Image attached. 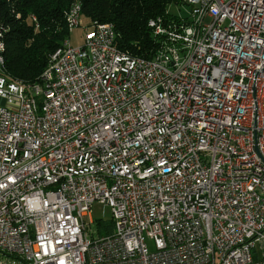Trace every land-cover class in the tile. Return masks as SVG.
<instances>
[{
	"label": "built area",
	"instance_id": "built-area-1",
	"mask_svg": "<svg viewBox=\"0 0 264 264\" xmlns=\"http://www.w3.org/2000/svg\"><path fill=\"white\" fill-rule=\"evenodd\" d=\"M183 1L152 57L91 21L35 82L4 73L0 21V264H264V0Z\"/></svg>",
	"mask_w": 264,
	"mask_h": 264
},
{
	"label": "trees",
	"instance_id": "trees-1",
	"mask_svg": "<svg viewBox=\"0 0 264 264\" xmlns=\"http://www.w3.org/2000/svg\"><path fill=\"white\" fill-rule=\"evenodd\" d=\"M75 1L0 0V21L8 27L4 33L6 76L25 82L39 79L50 54L70 34L67 12ZM173 2L184 3L183 0H81L82 16L112 23L117 32L115 44L120 50L152 57L161 39L149 26V20L159 16L177 18L168 11ZM96 234L100 235L98 231Z\"/></svg>",
	"mask_w": 264,
	"mask_h": 264
},
{
	"label": "rangeland",
	"instance_id": "rangeland-1",
	"mask_svg": "<svg viewBox=\"0 0 264 264\" xmlns=\"http://www.w3.org/2000/svg\"><path fill=\"white\" fill-rule=\"evenodd\" d=\"M168 11L175 17H182V18L191 17V6L189 4L173 2L168 5ZM90 22L91 20L82 16L81 26L73 27L71 29L69 34V40L72 45L79 46L82 44L84 40L83 27L85 25L90 24ZM181 56L183 57L182 54ZM4 103H5V99L0 98V105H3ZM84 220L88 224H91V222L94 221V224H92L91 227L95 230L96 233L98 231L100 235L106 234L107 231H111L114 227L112 223L113 220H112V213L110 207L103 205L99 202H96L93 205L90 214H87L84 217ZM110 225H112V227Z\"/></svg>",
	"mask_w": 264,
	"mask_h": 264
},
{
	"label": "bare ground",
	"instance_id": "bare-ground-1",
	"mask_svg": "<svg viewBox=\"0 0 264 264\" xmlns=\"http://www.w3.org/2000/svg\"><path fill=\"white\" fill-rule=\"evenodd\" d=\"M33 18L35 19V17H33ZM261 18H264V11H260V13L259 12H252V21L253 22H261ZM4 38H5V34L3 33L2 34V43L5 46ZM115 39H116V34L113 33L112 34V45L115 47V49L118 50L120 52V54H129V53H126V52L120 50L116 46ZM56 56H59V48H57L54 52H52L50 54L49 59H48V64L50 63V59H53ZM2 62H5L4 55H2ZM4 66H5V63H3V70H4ZM260 100H261L262 107H264V84H263L261 91H260Z\"/></svg>",
	"mask_w": 264,
	"mask_h": 264
}]
</instances>
